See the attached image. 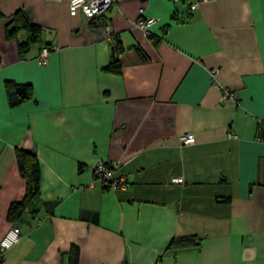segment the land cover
Masks as SVG:
<instances>
[{
    "label": "crops",
    "instance_id": "obj_1",
    "mask_svg": "<svg viewBox=\"0 0 264 264\" xmlns=\"http://www.w3.org/2000/svg\"><path fill=\"white\" fill-rule=\"evenodd\" d=\"M70 1L0 0V241L21 228L0 264H73L76 247L78 264H264V0H115L91 24ZM19 11L44 28L26 54L6 35ZM8 81L33 96L11 106ZM19 150L40 191L12 222ZM100 160L126 188L104 187Z\"/></svg>",
    "mask_w": 264,
    "mask_h": 264
},
{
    "label": "trees",
    "instance_id": "obj_2",
    "mask_svg": "<svg viewBox=\"0 0 264 264\" xmlns=\"http://www.w3.org/2000/svg\"><path fill=\"white\" fill-rule=\"evenodd\" d=\"M146 1V0H144ZM97 19H91L90 24ZM10 24L13 25L12 28L7 29L8 38H16L18 34L24 31L27 35V39L18 43L19 52L21 54H26L29 52L31 46L38 42L42 41V33L44 28L36 23H33L28 18V15L19 11L13 16V19L10 21ZM51 47L49 45H45ZM123 47L119 41L116 42V46L113 48L112 63L108 68L114 67L118 63V56L122 52ZM6 91L8 95L9 104L11 106L18 105L24 99H29L33 96V90L29 84H18L8 81L6 83ZM17 163L21 175L26 179L27 189L23 197V200L13 203L8 211V218L12 222H16L22 216L25 208L28 203L34 199L40 191V165L37 156L28 151H18L17 152ZM176 245H195L199 246L201 244V239L199 238H182V239H173L170 243ZM79 259V250L74 248L72 252V261L73 264H78Z\"/></svg>",
    "mask_w": 264,
    "mask_h": 264
},
{
    "label": "built area",
    "instance_id": "obj_3",
    "mask_svg": "<svg viewBox=\"0 0 264 264\" xmlns=\"http://www.w3.org/2000/svg\"><path fill=\"white\" fill-rule=\"evenodd\" d=\"M173 1H187L189 9L194 11L202 2L207 0H173ZM115 3V0H71L70 13L76 15L81 12L88 20L103 16ZM156 23V19L152 17H141L137 20L136 26L142 29L146 34L151 35V27ZM54 47L43 46L40 50L37 61L40 65H45L49 61L51 50ZM224 99H235L236 93L234 90L222 87ZM231 137H236L232 134ZM182 144H191L195 142V136L192 133L182 135L180 138ZM119 162H105L98 161L93 165V172L104 187L111 190L124 189L127 187V180L124 176H117L116 170L119 168ZM176 182H182L179 178ZM21 238V228L18 224H14L0 241V258L3 254L12 248Z\"/></svg>",
    "mask_w": 264,
    "mask_h": 264
}]
</instances>
